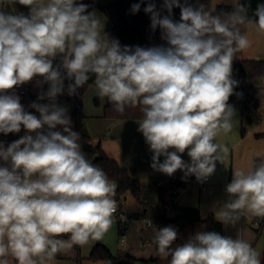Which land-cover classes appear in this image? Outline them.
I'll return each instance as SVG.
<instances>
[{"label":"clouds","instance_id":"9594fccd","mask_svg":"<svg viewBox=\"0 0 264 264\" xmlns=\"http://www.w3.org/2000/svg\"><path fill=\"white\" fill-rule=\"evenodd\" d=\"M141 3L131 11L138 12ZM16 4L28 14L17 12ZM8 5L9 11L0 10V133L23 128L26 134L7 146L0 142V258L46 264L74 245L101 240L111 227L116 184L86 158L68 109L57 102L65 88L75 95L89 74L95 75L98 96L116 112L140 106L138 131L153 154L154 171L172 176L180 170L182 179L194 176L199 183L214 174L227 152L215 138L231 131L235 116L228 103L238 85L233 60L251 46L238 27L247 20L239 0L223 19L203 3L163 0L168 14L162 16L149 2L144 11L150 27H159L167 47L121 46L105 32L102 37L95 13L77 0H8ZM173 8L180 9L179 21L171 18ZM254 15L264 32V3ZM37 77L38 84L48 85L38 95L48 103L30 104L39 116L26 111L15 93ZM186 151L190 161L182 158ZM225 192L229 200L215 212L217 221L235 225L245 212L264 217V160L247 173L235 171ZM63 234H70L68 240L58 238ZM177 237L171 225L153 237L157 252L171 256L170 264H261L256 250L239 237L201 231L173 248Z\"/></svg>","mask_w":264,"mask_h":264},{"label":"trees","instance_id":"16d2710c","mask_svg":"<svg viewBox=\"0 0 264 264\" xmlns=\"http://www.w3.org/2000/svg\"><path fill=\"white\" fill-rule=\"evenodd\" d=\"M149 2L156 4L157 10L161 11V15H167V11L163 10L160 5V0H118L114 3L106 5H98L96 0H77V3H84L88 5V12L94 7H99L103 13L112 19V35L114 39H118L121 46H140V47H153V46H168L167 42L156 43V37L161 34L159 27L154 31L150 27L151 20L150 14L145 13L144 8ZM184 0H181L183 3ZM135 3H141L140 10L136 13L131 11V6ZM188 3L196 6L199 3H203L214 15H219L221 18H225L226 13H230L234 10L233 4H217L214 9L211 8V0H188ZM240 4L245 5L247 8V20L244 24L238 25L241 33L244 35L246 31V24L248 21L256 22L257 17L254 15L258 4L264 3V0H240ZM22 13L28 14L29 9L27 7L17 4ZM0 10H4L1 6ZM171 18L174 21L180 20V9L173 8ZM242 51L235 54L232 64V78L238 82L237 87L234 89V94L230 96L228 103L238 102L237 98L239 87V79L244 77L249 84H253V81L257 78H264V59H244L239 57ZM59 63V58H58ZM89 80L77 90V93L73 95L74 98V110L72 119L74 122V131L80 135L79 143L86 158L90 163L100 167L107 174L109 180L116 184L115 195L119 198L121 195L128 191H131L135 197L140 199V187L139 179L131 176L128 169L123 167L116 159L111 157L106 150L102 147L100 142L93 143L89 129L85 124V114L83 113V99L84 95L91 84L94 82L95 75L89 74ZM68 81H65L67 86ZM16 93V92H15ZM65 93H67L65 88ZM11 94V92H9ZM16 95H18L16 93ZM19 96V95H18ZM20 97V102L24 106L25 110L29 112L28 98ZM104 116L112 119H143V113L140 106L127 107L124 113H118L114 110L112 103L107 102L104 108ZM11 142L19 139L24 135V129L22 128L19 133L3 134ZM172 182L169 185L160 184L158 187L159 200L161 203H165L167 200L173 202V207H178L175 199L179 195L178 188L183 185L184 179H182V172L177 170L175 174L171 176ZM258 218L257 233H260L264 227V217H253ZM155 222L160 228L165 226H174L178 231L177 240L173 243L172 247L185 243L188 239L196 232L201 231H215L224 235V224L217 221L216 216L210 214L203 216L199 208L195 207H182L181 212L174 217H169L167 211L158 214L155 217ZM70 234H63L58 237L60 239H68ZM76 251L80 250V245H74ZM62 253V252H61ZM61 253H57L56 256H61ZM90 259L101 261L105 264L106 261L110 260L111 264H135L137 257L129 251H119L113 253L111 249L101 241H94L90 253ZM2 259V258H0ZM171 256L161 257L158 253L157 256L152 257L151 261L154 264H170ZM261 264H264V250L262 255Z\"/></svg>","mask_w":264,"mask_h":264},{"label":"rangeland","instance_id":"374dc122","mask_svg":"<svg viewBox=\"0 0 264 264\" xmlns=\"http://www.w3.org/2000/svg\"><path fill=\"white\" fill-rule=\"evenodd\" d=\"M97 1L100 3L108 4V3L116 2L118 0H97ZM232 1L235 0H211V8L214 9L217 3H231ZM162 3L163 0H160V5ZM104 16L106 15L104 14ZM105 18L107 20L105 21L106 27L104 29V32L107 33L109 38L111 39L113 38L112 35L113 21L108 16H106ZM244 35L250 41V44L255 41L256 43L259 44V46L257 47V51L261 46V43H263L259 49L260 59L263 60L264 32L259 30L256 22L248 21L246 24V31ZM163 42L164 40L161 39V34L158 35L156 37V43L160 44ZM242 53L243 51L241 52L239 57H242ZM95 79L94 82H91V84L89 85L83 99V113L85 114V116H87L85 118V124L88 129H89L88 125L92 124V128L89 129V132L92 137L93 143H96L98 137L101 136L103 138L105 137L111 138L108 134L109 130H107V128H104L105 126L101 121H97L98 119L97 115L102 113V116L104 118L112 119L104 116V108L107 102V98L106 97L101 98L98 96V89L95 85ZM42 92H44L43 89ZM57 102L60 106L66 107L68 109V113L72 119V113L75 112L73 96H69L67 93L64 92L63 95L57 97ZM42 103H48V101L45 99L42 100ZM115 120H119V119H115ZM87 123L89 124L87 125ZM72 128L74 130L73 119H72ZM58 130H59V126H58ZM132 134L134 138L132 137ZM128 137L130 140H126L124 143L131 144L132 140L134 141L135 145H137L138 143V147L135 146V148H136V152L138 150L139 155H135V157H129L130 164H128V167L126 168L128 169L131 176L139 179V187L141 194H140V199H138L133 195L131 191H128L119 197V203L127 214L133 213L132 214L133 216L140 218L130 222L128 231L126 233L127 237H126L125 245H121L120 243L121 234L117 222H112L109 230L104 234L103 238L98 241L105 243L113 253H118L119 251L122 250L130 251L137 257L135 264H154L151 261V258L157 256L158 252H157V245L155 244L153 237L156 231H158L159 229V226L155 222L154 215L155 212L159 210V208L165 210V208L163 207V203H161L159 200L158 187L160 184H163L162 182H164L165 180L170 181L171 176H167L163 173L154 171L151 168L150 166L152 163L151 157L153 154L149 151L148 145L147 144L144 145L145 140L143 139L139 140L138 134L136 132L131 133V130ZM110 141L111 142L107 143V145L111 147L112 154L119 160V155H120L119 147L112 140ZM143 147L146 152L145 155H144ZM133 153L134 152L131 151L129 152V155H133ZM124 156L126 157V155ZM122 160L123 158H121V160L118 162L121 164ZM160 161L163 162V157L160 158ZM204 187L191 188L192 190L191 193H187L184 191L180 192V194L175 199L179 207H175L173 209H167L166 210L167 215L169 217L176 216L181 212V208L184 207L185 205H194L196 207H199L198 205L202 200L201 194ZM224 202L225 201H223V199L220 201V203L218 204L219 205L218 210L222 207ZM250 215H251L250 213L245 212L242 218L240 217L238 221L243 224V226L241 225V227H237L236 223L235 225L225 224V236H231L233 239L239 237L247 241L256 250V252L259 254L260 261H262V255L264 250V227L262 228L260 233H257L258 226L249 217ZM146 219L151 220L152 224L150 226L146 224L145 222ZM93 242L94 240H90L88 244L84 246H80V251H79L80 254L77 253L75 246H73L67 252H62V255L58 256L59 258H56L54 262L56 264H103L101 261H96L90 259L89 257L90 256L89 251ZM160 255L161 257H165L162 254ZM2 259H6L8 264H11L13 262L12 258L11 259L2 258Z\"/></svg>","mask_w":264,"mask_h":264},{"label":"crops","instance_id":"0c3cea01","mask_svg":"<svg viewBox=\"0 0 264 264\" xmlns=\"http://www.w3.org/2000/svg\"><path fill=\"white\" fill-rule=\"evenodd\" d=\"M240 1V0H239ZM47 3V0H44ZM98 5H106L105 3H100L96 0ZM114 3V2H113ZM235 1L231 3H223V4H234ZM109 4V3H108ZM222 4V3H217ZM3 6L4 11H9L8 0H0V8ZM15 9L17 12H21L19 6L16 4ZM90 12L95 13V18L99 20L101 26V36L103 37L104 29H105V21L107 20L103 14V11L99 7H94ZM263 43H261L262 46ZM251 46L248 49L243 50L242 57L244 59H260L259 56V49L257 51V47L259 46L258 43L252 42ZM58 63V58L54 60V65ZM253 85L256 88V96L260 99L264 100V78H257L253 81ZM43 91H46L48 85L43 83ZM235 109V116L232 119V129L229 132H224L221 130L215 138L216 143L220 144L222 147L227 148V152L223 153V160L222 162H217L216 171L213 175L210 176V181L205 185L202 191V200L199 203V207L194 205H185L184 207H195L199 208L201 214L203 216H208L210 214L215 215V212L218 211L219 203L223 199V201L229 200L228 194L225 192L226 185L231 182L232 175L235 171L241 170L244 172H248L253 170L255 166H258L259 163L264 160V121L258 123L254 120H244V117L241 112V106L238 102H230ZM73 114V113H72ZM97 121H101L104 124V128L109 130V136L111 138H103L98 137L96 143L100 142L102 147L106 150V152L116 159L120 161L123 167H128L130 164L129 157H135V155H139V152L136 147L137 145L134 144L132 140L131 144L124 143L126 140H130L128 135L131 133L136 132L139 136V140L143 139L144 137L142 133L138 131L139 123L142 119H126V120H115V119H106L102 116V113L98 114ZM87 117V116H86ZM88 121V120H87ZM89 123H87L88 125ZM89 129L92 128V124L88 125ZM124 133V134H123ZM113 137V139H112ZM133 137V134H132ZM134 138V137H133ZM132 138V139H133ZM112 140L116 145H118L120 150L119 160L116 158L112 152L111 147L107 145ZM139 142V141H138ZM146 143H144L145 145ZM127 151V152H125ZM133 151V155H129V152ZM144 155L146 154L145 149L143 147ZM126 155V157L124 156ZM182 158L185 161H190V158L187 156L185 152L182 154ZM125 160V161H124ZM125 162V163H124ZM183 177V173H182ZM165 185H169L172 182V179L165 180L162 182ZM202 202V203H201ZM177 203V202H176ZM178 204V203H177ZM179 207V206H178ZM164 210L160 209L155 212V217L163 213ZM138 213V212H137ZM133 214V213H132ZM243 216V215H242ZM241 216V218H242ZM253 220V215L249 216ZM243 226L242 223L239 221L236 222L237 227ZM224 235H225V224H224ZM93 246V244H92ZM90 248L89 254L91 253ZM80 251V250H79ZM77 251L78 254L80 252ZM130 252V251H129ZM62 255V253H61ZM4 258H12L13 262L11 264H17L15 259L9 255ZM57 258H59L57 256Z\"/></svg>","mask_w":264,"mask_h":264},{"label":"built area","instance_id":"2783aa9c","mask_svg":"<svg viewBox=\"0 0 264 264\" xmlns=\"http://www.w3.org/2000/svg\"><path fill=\"white\" fill-rule=\"evenodd\" d=\"M5 1V0H3ZM42 78H35L32 82L24 84L15 88V92L22 97L28 98V105H29V112L39 116V113L30 107V104L33 102L42 103V100H38V95L42 93L43 84H38L37 81L41 80ZM239 95L237 98L238 103L241 106L242 115L244 120L250 121L254 120L258 123L264 121V100L260 99L256 96V88L253 84H249L244 77L239 79V87H238ZM26 134L24 130V135ZM0 142H3L5 146L10 144L8 138H6L3 133H0ZM2 163V162H0ZM210 181V177L207 179L206 182L199 183L196 181L194 176H189L184 178V183L182 186L178 188L179 194L180 192H187L191 193V188L194 187H204ZM114 199L117 202V210L113 214L112 222H117L120 229V243L121 245L126 244V237L127 231L130 225V222L137 220L140 217H135L132 214H127L126 211L121 207L119 203V198L115 195ZM163 207L165 210L173 209V202L171 200H167L163 203ZM146 224L150 226L152 224L151 220H145ZM254 223L258 226L259 219L255 218ZM57 258L55 256L54 259L49 260L46 264H56L54 261Z\"/></svg>","mask_w":264,"mask_h":264}]
</instances>
